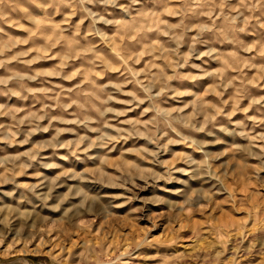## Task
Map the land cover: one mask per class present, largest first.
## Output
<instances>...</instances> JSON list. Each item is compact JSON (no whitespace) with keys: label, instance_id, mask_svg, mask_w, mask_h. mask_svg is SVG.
Segmentation results:
<instances>
[{"label":"rangeland","instance_id":"obj_1","mask_svg":"<svg viewBox=\"0 0 264 264\" xmlns=\"http://www.w3.org/2000/svg\"><path fill=\"white\" fill-rule=\"evenodd\" d=\"M264 264V0H0V263Z\"/></svg>","mask_w":264,"mask_h":264},{"label":"crops","instance_id":"obj_2","mask_svg":"<svg viewBox=\"0 0 264 264\" xmlns=\"http://www.w3.org/2000/svg\"><path fill=\"white\" fill-rule=\"evenodd\" d=\"M1 264V263H0ZM8 264H14V261H12V262H8Z\"/></svg>","mask_w":264,"mask_h":264}]
</instances>
